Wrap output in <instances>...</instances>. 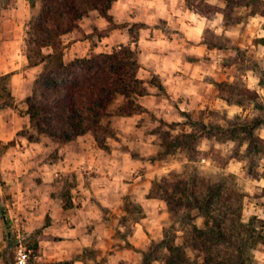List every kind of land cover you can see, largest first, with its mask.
Listing matches in <instances>:
<instances>
[{"label":"rangeland","instance_id":"obj_1","mask_svg":"<svg viewBox=\"0 0 264 264\" xmlns=\"http://www.w3.org/2000/svg\"><path fill=\"white\" fill-rule=\"evenodd\" d=\"M145 2L130 3L131 17L114 15L111 9L109 17L90 10L80 29L62 37L65 62L130 49L138 62V77L144 81V94L133 96L142 110L123 113L127 97L118 95L113 113L101 118V130L62 144L39 135L26 112V99L45 67V63L28 66L25 41L41 0H0V73H11L9 88L14 96L8 106L0 99V264H73L78 258L98 264H142L143 253L152 242L162 240L163 228L172 225L178 229L176 242L183 243V231L166 201L149 193L154 181L162 176L174 180L191 166L209 174H235L245 194V218L264 219V177L249 173L247 143L227 138L219 127L253 114L249 105L253 93L264 101V0H182L205 23L202 47L189 39L190 49L184 50L187 62L178 61L177 72L169 77L156 66L167 69L163 64L170 62L168 53L173 50L168 42L177 40L167 21L161 19L152 26L139 19L150 11L143 8ZM120 7L123 10L119 6L114 12H123ZM149 27L162 29L164 35L153 31L149 35ZM141 34L146 38L141 39ZM144 50L158 63L150 55L145 58ZM169 84L175 93L167 92ZM200 122L209 125L207 133L224 136L204 137L197 145L202 154L215 159L199 156L188 163L182 153L155 159L168 132H189ZM259 134L264 137V128ZM259 167L263 172L264 159ZM88 187L104 188L99 191L110 206L97 197L87 203L79 199ZM79 207L100 210L105 239L77 255L68 234L78 224L73 215ZM145 207L151 211L147 223L141 221ZM190 213L196 225L203 226V217L195 210ZM162 246L161 257L153 264H165L167 250ZM255 256L257 264H264V245L255 250ZM197 261L203 262L202 258Z\"/></svg>","mask_w":264,"mask_h":264},{"label":"trees","instance_id":"obj_2","mask_svg":"<svg viewBox=\"0 0 264 264\" xmlns=\"http://www.w3.org/2000/svg\"><path fill=\"white\" fill-rule=\"evenodd\" d=\"M115 1L41 0L40 10L32 17L25 37L28 66L45 63L35 80L33 92L26 99L31 127L39 135L65 144L101 130V118L113 113L112 104L118 95L127 97L121 108L123 113L131 115L143 109L133 98L144 94V81L138 77V62L130 49L93 53L70 62H65L61 52L62 37L80 29L81 20L90 10L109 17ZM49 49L52 53L46 54L45 50ZM10 76L11 73H0V99L5 106L14 102L9 88ZM253 94L255 97H249L253 114L241 116L226 128L219 127L227 138L247 143L251 161L249 173L258 178L264 177V171L259 169L264 159V137L259 134L264 128V101L257 93ZM239 103L244 105L243 100ZM208 126L200 122L192 125L189 132L177 135L168 132L162 142L163 149L155 159L177 153H182L188 163L199 156L214 158L197 148L204 137L223 139L224 136L207 133ZM237 180L233 173L209 174L191 166L174 180L162 176L154 181L149 195L166 201L170 215L180 224L184 241L176 242L178 229L175 225L163 228L162 240L151 243L143 253L142 264L158 260L162 245L167 250L165 264H198L199 258L202 264H257L255 250L264 245V219L257 215L245 218V194ZM194 210L204 219L201 227L193 221L190 212ZM178 217L182 219H176Z\"/></svg>","mask_w":264,"mask_h":264},{"label":"crops","instance_id":"obj_3","mask_svg":"<svg viewBox=\"0 0 264 264\" xmlns=\"http://www.w3.org/2000/svg\"><path fill=\"white\" fill-rule=\"evenodd\" d=\"M123 1V2H122ZM131 2L137 3V0H116L111 10L114 15H124L120 17H131V14H129V11L132 10ZM123 12H119V14L114 12V10L119 9ZM141 7V6H140ZM143 8L150 9V11L141 14L140 20H142L146 25H154L156 23H159L162 20L167 21L166 25L167 27H171V34L175 39L177 40V43L170 44L168 42L169 47H171L173 50L169 51L172 57L171 60H169V63H164L163 66L167 68L166 70H162V68L157 65V68H160L159 71L166 73L167 76L175 75L177 72V62L179 61L184 63L187 62L186 57L188 51L190 49V42L189 39H193L196 41L197 45L202 47L200 45V38H201V31L204 27V22H202L201 19L187 6L184 5L182 0H146V2L143 4ZM129 9V10H128ZM133 11V10H132ZM125 13V14H124ZM136 15V14H135ZM134 19V17H133ZM200 24H203L202 27ZM82 27V26H81ZM174 30V31H173ZM149 35H151V32L160 35H164V32L160 28H148ZM65 36V35H64ZM146 38V36H143L141 34V39ZM170 39V37H169ZM139 46H142V42L139 43ZM198 47V46H197ZM143 49V48H141ZM186 49V51H184ZM211 52V50H210ZM142 55H146L149 57L151 56L150 52L146 53L145 50L142 52ZM157 55V54H156ZM163 56H165V53H163ZM152 57V56H151ZM143 58V59H145ZM154 61H158L155 57H152ZM149 59V58H148ZM158 63V62H157ZM171 84L167 85V92L169 94L175 93V89L172 88L171 90ZM16 100H18V96H16ZM142 104L145 106L147 105L146 101L141 100ZM87 193L83 194L79 197L84 203L90 202L92 200V197H97L101 203L109 205L108 202L103 199L101 196L102 193L99 190H104V188L99 189V187H96L94 190L93 188H86ZM89 193V194H88ZM86 205V204H85ZM146 214L144 217L141 218V221L144 223H147L150 216V210L146 208ZM68 214L64 213L63 218H67ZM98 217V218H95ZM73 217L78 218V224L76 227L71 228L70 234H68V237L70 238L71 245L76 249V254L80 255L83 254V249L87 248L89 246H98V244H102V241L105 239V235H102V226L104 225V221L102 219V215L100 213V210L91 211L90 209H87L85 207H79L76 211ZM65 220V219H64ZM141 221H137V225L143 227L144 223ZM140 230V228H139ZM73 264H98L97 262L92 261V259H83L78 258L73 262Z\"/></svg>","mask_w":264,"mask_h":264},{"label":"built area","instance_id":"obj_4","mask_svg":"<svg viewBox=\"0 0 264 264\" xmlns=\"http://www.w3.org/2000/svg\"><path fill=\"white\" fill-rule=\"evenodd\" d=\"M23 256L25 257V256H26V254H24ZM24 257H23V258H24ZM23 261H24V259H23Z\"/></svg>","mask_w":264,"mask_h":264}]
</instances>
